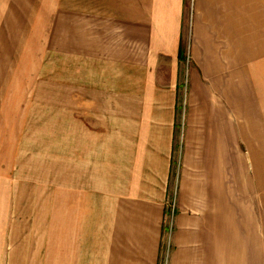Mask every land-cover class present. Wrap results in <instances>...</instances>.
Masks as SVG:
<instances>
[{"label": "crops", "instance_id": "crops-1", "mask_svg": "<svg viewBox=\"0 0 264 264\" xmlns=\"http://www.w3.org/2000/svg\"><path fill=\"white\" fill-rule=\"evenodd\" d=\"M71 45L50 121L0 54V264H264V0L73 1Z\"/></svg>", "mask_w": 264, "mask_h": 264}, {"label": "rangeland", "instance_id": "rangeland-1", "mask_svg": "<svg viewBox=\"0 0 264 264\" xmlns=\"http://www.w3.org/2000/svg\"><path fill=\"white\" fill-rule=\"evenodd\" d=\"M73 1L87 2V0H0V23L12 27L8 41L11 46L9 48L0 46V54L2 50L7 52V58L13 67L10 76L18 73L17 79H11L10 83L15 89L26 88L22 103L26 107L30 106L28 110L22 108L20 115L29 114L28 111L31 113L32 110L34 118L35 114L47 112L49 115L47 120L50 121V114H55L60 105L64 107L71 104L73 73L75 63L78 61V53L74 56L71 45ZM90 4L93 9H99L94 2L91 1ZM188 31L187 25L185 33L188 34ZM2 34L0 33V39ZM82 66L80 64L81 71ZM181 69L183 82L178 92L179 123L186 92L184 75L188 70L187 57L184 58ZM9 98L13 100V97ZM180 134L179 128L175 158L179 157Z\"/></svg>", "mask_w": 264, "mask_h": 264}, {"label": "built area", "instance_id": "built-area-1", "mask_svg": "<svg viewBox=\"0 0 264 264\" xmlns=\"http://www.w3.org/2000/svg\"><path fill=\"white\" fill-rule=\"evenodd\" d=\"M170 207H171V211L173 212L174 202H172V203L170 204ZM172 212H171V214H172ZM170 223H171V219H170Z\"/></svg>", "mask_w": 264, "mask_h": 264}]
</instances>
